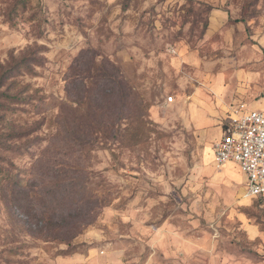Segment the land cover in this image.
Returning <instances> with one entry per match:
<instances>
[{"label":"rangeland","instance_id":"374dc122","mask_svg":"<svg viewBox=\"0 0 264 264\" xmlns=\"http://www.w3.org/2000/svg\"><path fill=\"white\" fill-rule=\"evenodd\" d=\"M92 57L147 111L125 110L118 140L98 135L88 161L109 204L68 251L32 236L28 202L68 197L57 105ZM0 82V264H264V198L212 159L236 105L264 108V0H0Z\"/></svg>","mask_w":264,"mask_h":264},{"label":"trees","instance_id":"16d2710c","mask_svg":"<svg viewBox=\"0 0 264 264\" xmlns=\"http://www.w3.org/2000/svg\"><path fill=\"white\" fill-rule=\"evenodd\" d=\"M97 59L100 57H92V63L88 67L85 63L83 68L81 67L82 63L78 64L80 67L77 69V83H73L71 75H67L65 98L57 105L56 118L59 119V127L56 137L59 143L58 148L61 147L62 150L67 148V154L71 160L68 197L62 193L59 194L58 186L56 194L53 195L54 205H44L47 200L43 198L41 192H35L32 200L28 202V207L31 210H34V201L40 207V210L31 216L36 223V231L32 236L46 243L65 244L70 247L67 249L68 251L73 249V241L83 233L86 227L94 224L103 208L109 204L106 196H101L99 189L96 188L94 180L99 175L92 171L88 161L91 153L95 150V145L99 142L98 135L104 136L105 139H113L116 136L118 140L117 137L123 135H120L119 132L129 129L127 121L133 117L129 114L121 116L122 113L130 106H133L136 111H143L141 116L146 115L147 111L146 105L141 101L136 108L129 101L133 95L132 86L116 64L104 57H101L100 63L96 64ZM31 63L39 65L40 61L36 59ZM25 64L27 63L21 62L19 66H27ZM11 70L14 68L6 70L1 77L9 78L10 76L7 74ZM71 70H73V65L69 67V71ZM2 85L3 83L0 82V86ZM92 90H94V95L91 93ZM75 91L79 92L76 99L71 97ZM97 115L102 117H100V121L93 120V117ZM73 116L74 120L72 121ZM117 118L127 123H119ZM132 138L133 134L129 140ZM55 177L57 176L55 175ZM9 179L4 168L0 167V189L3 186L2 182ZM60 191L63 192V189ZM65 201H68L66 216L63 215L64 207H66Z\"/></svg>","mask_w":264,"mask_h":264},{"label":"built area","instance_id":"2783aa9c","mask_svg":"<svg viewBox=\"0 0 264 264\" xmlns=\"http://www.w3.org/2000/svg\"><path fill=\"white\" fill-rule=\"evenodd\" d=\"M172 95L166 98L173 102ZM221 136L213 146V163H235L245 174V198H264V108L238 104L220 125Z\"/></svg>","mask_w":264,"mask_h":264},{"label":"crops","instance_id":"0c3cea01","mask_svg":"<svg viewBox=\"0 0 264 264\" xmlns=\"http://www.w3.org/2000/svg\"><path fill=\"white\" fill-rule=\"evenodd\" d=\"M212 159H213V156H212ZM232 163H233V162H232ZM227 164H229V162L225 163L224 165H227Z\"/></svg>","mask_w":264,"mask_h":264}]
</instances>
